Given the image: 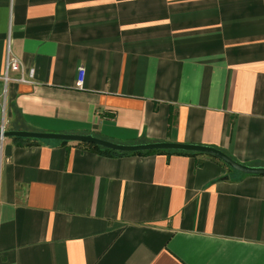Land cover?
<instances>
[{
  "label": "crops",
  "instance_id": "1",
  "mask_svg": "<svg viewBox=\"0 0 264 264\" xmlns=\"http://www.w3.org/2000/svg\"><path fill=\"white\" fill-rule=\"evenodd\" d=\"M2 128L264 166V0H0ZM27 143L0 140V264H264V176Z\"/></svg>",
  "mask_w": 264,
  "mask_h": 264
},
{
  "label": "water",
  "instance_id": "2",
  "mask_svg": "<svg viewBox=\"0 0 264 264\" xmlns=\"http://www.w3.org/2000/svg\"><path fill=\"white\" fill-rule=\"evenodd\" d=\"M3 138H31L36 140L86 143L121 153H137L161 150L192 152L213 157L221 161L230 169L240 172L242 174L264 176V166H249L241 164L233 160L221 150L210 146L195 144H178L171 142H150L143 144L123 145L97 138L92 134L78 135L52 132H34L24 130H0V140Z\"/></svg>",
  "mask_w": 264,
  "mask_h": 264
},
{
  "label": "built area",
  "instance_id": "3",
  "mask_svg": "<svg viewBox=\"0 0 264 264\" xmlns=\"http://www.w3.org/2000/svg\"><path fill=\"white\" fill-rule=\"evenodd\" d=\"M8 50L9 49L7 47V53L4 62V75L2 77L3 80L4 81L8 80L9 72H15L20 74V77L16 81L30 83L33 79V70H28L27 73H24L19 61L16 58L12 57L9 54ZM83 75H84V68L80 66L78 68V79L76 82L77 87H81L83 83ZM1 131H3V128Z\"/></svg>",
  "mask_w": 264,
  "mask_h": 264
},
{
  "label": "trees",
  "instance_id": "4",
  "mask_svg": "<svg viewBox=\"0 0 264 264\" xmlns=\"http://www.w3.org/2000/svg\"><path fill=\"white\" fill-rule=\"evenodd\" d=\"M13 139L15 141H18L19 143L21 141H24L26 144H29V143H27L29 141H33V142L37 141L36 139H29V138H27V139L13 138ZM64 143H66V142H64ZM78 145L86 146L87 148L92 149L96 153L101 154V155H105L108 157H118V156H123V155H148V154H168V155H182V156H191V157L201 155V154L192 153V152L164 151V150L150 151V152H137V153H121V152L112 151L109 149H105V148H102V147H99L96 145H91V144H86V143H78Z\"/></svg>",
  "mask_w": 264,
  "mask_h": 264
}]
</instances>
